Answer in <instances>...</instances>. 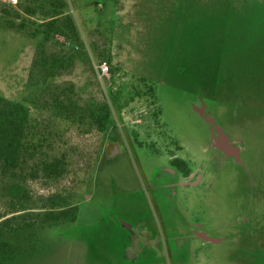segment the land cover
<instances>
[{
    "label": "rangeland",
    "instance_id": "obj_1",
    "mask_svg": "<svg viewBox=\"0 0 264 264\" xmlns=\"http://www.w3.org/2000/svg\"><path fill=\"white\" fill-rule=\"evenodd\" d=\"M5 4L0 104L38 117L73 85L84 120L60 182L0 166V222L39 215L0 230V264H264V0Z\"/></svg>",
    "mask_w": 264,
    "mask_h": 264
},
{
    "label": "trees",
    "instance_id": "obj_2",
    "mask_svg": "<svg viewBox=\"0 0 264 264\" xmlns=\"http://www.w3.org/2000/svg\"><path fill=\"white\" fill-rule=\"evenodd\" d=\"M6 2L0 0V8L8 7ZM20 5V4H19ZM3 9V11H4ZM69 25L75 29L69 19ZM49 29L55 28L62 32L61 26L48 23ZM40 59L33 65L38 68ZM38 64V65H37ZM46 65V63H45ZM39 106L45 112L33 117L22 106L10 103L0 104V166L4 176L8 174H21L27 172L26 167L32 163L28 175L33 179H43L47 182H60L68 174V161L65 156H58L50 152L54 150L57 139L61 136V123L72 124L84 120L80 106L76 103L74 86L50 87L40 98ZM24 197V193L17 195ZM31 208L23 207L16 211L11 218L0 222V230L21 220L36 219L39 215L30 212ZM51 211V210H50Z\"/></svg>",
    "mask_w": 264,
    "mask_h": 264
},
{
    "label": "built area",
    "instance_id": "obj_3",
    "mask_svg": "<svg viewBox=\"0 0 264 264\" xmlns=\"http://www.w3.org/2000/svg\"><path fill=\"white\" fill-rule=\"evenodd\" d=\"M1 1L12 5H16L19 3V0H1ZM98 69L101 76H108L110 73V67L107 62L100 63Z\"/></svg>",
    "mask_w": 264,
    "mask_h": 264
}]
</instances>
